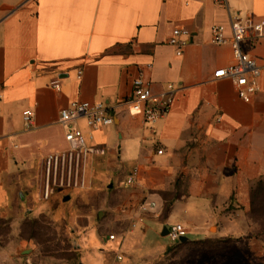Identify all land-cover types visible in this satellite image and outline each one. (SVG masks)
<instances>
[{
    "label": "crops",
    "instance_id": "0c3cea01",
    "mask_svg": "<svg viewBox=\"0 0 264 264\" xmlns=\"http://www.w3.org/2000/svg\"><path fill=\"white\" fill-rule=\"evenodd\" d=\"M230 15L262 19L264 0H0V264H41L45 231L85 230L106 246L93 233L96 211L119 238L180 222L203 233L191 243L235 237L249 264H264V224L253 215V190L264 182V37L248 31L242 43L261 70L262 89L246 101L214 75L234 62ZM217 25L225 27L222 44L213 40ZM176 27L191 31L181 55L169 43ZM140 75L154 93L175 88L154 123L123 104ZM73 101L115 112L107 126L74 122L84 143L106 154L91 156L85 188L45 199L44 157L68 147L60 112ZM132 171L136 181L126 185ZM144 200L155 206L141 210ZM66 244L53 237L51 257L66 262ZM228 261L237 264L236 253Z\"/></svg>",
    "mask_w": 264,
    "mask_h": 264
},
{
    "label": "built area",
    "instance_id": "2783aa9c",
    "mask_svg": "<svg viewBox=\"0 0 264 264\" xmlns=\"http://www.w3.org/2000/svg\"><path fill=\"white\" fill-rule=\"evenodd\" d=\"M226 4L228 0H217ZM232 36L230 44L233 50L234 62L215 72L216 77H226L230 79L241 98L250 101L252 95L262 89L259 77L261 74L257 60L245 52L242 43L248 31H251L255 38L264 37V18H248L243 21L238 16L230 15ZM191 31L188 28L176 27L172 31L169 43L176 47L177 55L183 53L184 47L188 43ZM213 40L218 44L226 42L225 27L217 25L213 28ZM56 90L61 89L60 80L52 82ZM175 98V88L171 84L168 90L162 93H154L152 82L142 75L133 81L132 95L123 101L131 115H140L147 123H154L159 118L166 115ZM1 113V107H0ZM25 120L30 123L34 112L26 109L23 112ZM115 112L110 110L104 103L91 104L89 102L73 101L67 107L61 109L60 123L65 127V139L68 147L48 153L44 157V182L43 197L45 199L58 190H73L85 188L87 185V173L91 156L105 155L106 149L100 146H87L83 141L81 129L74 125V122L84 117L89 126H107L114 124ZM2 145L0 143V153ZM162 153L163 150H159ZM136 181L135 172L128 174L125 184L131 185ZM155 206V202L144 200L139 208L149 211ZM187 235V228L184 224L177 222L168 226L167 237L173 242H180L182 237ZM109 242L117 241L115 233L107 235ZM111 264H125L124 254L117 251L114 254Z\"/></svg>",
    "mask_w": 264,
    "mask_h": 264
},
{
    "label": "rangeland",
    "instance_id": "374dc122",
    "mask_svg": "<svg viewBox=\"0 0 264 264\" xmlns=\"http://www.w3.org/2000/svg\"><path fill=\"white\" fill-rule=\"evenodd\" d=\"M100 171V167L95 165L94 174L98 175ZM71 193L73 198L69 201L70 205L68 206L70 212L75 211L73 201L75 192L72 191ZM263 193L264 189L261 197L257 200L259 208L257 209L258 213L254 216L260 224H264ZM80 207V211L84 212L87 211L88 205ZM107 220V215L99 217L97 211L94 213L93 221L97 224V228L93 233H97L96 236L99 237L106 246L101 245L96 247L95 241L92 240L91 235L89 236V231L85 230H79L75 236L72 235V229L71 231L68 230L65 232L56 231L55 235L53 232H43V236L41 237L43 245L40 249L44 258L41 264H110L111 259L117 251H121L124 254L125 264H230L228 256L234 253H236L237 256V264H249L248 261L250 258L245 257V255H248V248L244 245H235V239H232L235 237H226L218 243L210 240L205 244L189 243L182 245L173 243L167 236H163V226L160 227V225L157 224L155 231H148L145 235L134 237V234L140 233V230L135 227L134 233L119 238L122 232L108 227L106 225L107 223H104V221ZM212 231L215 232L216 228L213 227ZM110 233L117 234L118 240L113 242L106 241V237ZM260 233V231H256L253 233L252 237L260 235ZM186 236L194 239L203 237V233L198 229L193 230L191 233L187 230ZM53 237H55L57 242L60 241L61 244L63 239L67 241L66 246L68 245V249L71 251L66 254V262L51 257L53 252ZM83 238L84 241L90 239V244L84 245V241L81 244ZM77 240L80 241L77 242L80 246L78 249H76L75 246Z\"/></svg>",
    "mask_w": 264,
    "mask_h": 264
},
{
    "label": "trees",
    "instance_id": "16d2710c",
    "mask_svg": "<svg viewBox=\"0 0 264 264\" xmlns=\"http://www.w3.org/2000/svg\"><path fill=\"white\" fill-rule=\"evenodd\" d=\"M263 189H264V182H259L256 185V188L253 190V204H254L253 215L254 216L258 213L257 209L259 208V206L257 205V200L261 197ZM263 196H264V193H263ZM206 242L207 241H203V243H195V244H205ZM176 243L185 245V244L191 243V241L190 240H186L184 242H176Z\"/></svg>",
    "mask_w": 264,
    "mask_h": 264
},
{
    "label": "water",
    "instance_id": "95a60500",
    "mask_svg": "<svg viewBox=\"0 0 264 264\" xmlns=\"http://www.w3.org/2000/svg\"><path fill=\"white\" fill-rule=\"evenodd\" d=\"M167 233H168V227L167 226H165L164 227V230H163V232H162V235H167ZM188 239V237L187 236H185V237H182L181 239H180V242H184V241H186Z\"/></svg>",
    "mask_w": 264,
    "mask_h": 264
}]
</instances>
